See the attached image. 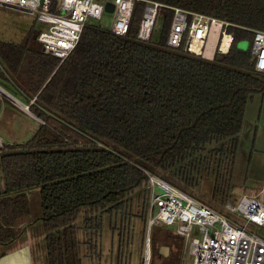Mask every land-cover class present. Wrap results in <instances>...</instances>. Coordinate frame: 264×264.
Masks as SVG:
<instances>
[{
    "label": "trees",
    "instance_id": "1",
    "mask_svg": "<svg viewBox=\"0 0 264 264\" xmlns=\"http://www.w3.org/2000/svg\"><path fill=\"white\" fill-rule=\"evenodd\" d=\"M156 1L233 23L228 51L208 59L169 47L168 6L158 37L153 29L140 41L143 1L135 3L126 35L87 21L61 62L30 45L32 30L19 42L0 40V78L34 97L29 109L43 121L27 141L0 145V244L17 238L14 226L29 212L25 190L38 186L46 264H79L74 220L83 208H124L134 187L147 183L139 159L168 169L206 151L234 154L245 105L264 89L251 50L252 29H264V0ZM218 30L213 24L206 54ZM241 39L247 49L237 46ZM227 138L230 145L219 148ZM145 229L146 220L144 240ZM182 245L170 228H151L150 256L160 255L161 264H177Z\"/></svg>",
    "mask_w": 264,
    "mask_h": 264
},
{
    "label": "rangeland",
    "instance_id": "2",
    "mask_svg": "<svg viewBox=\"0 0 264 264\" xmlns=\"http://www.w3.org/2000/svg\"><path fill=\"white\" fill-rule=\"evenodd\" d=\"M113 13L104 11L102 17L94 21L110 27ZM45 28L47 24L36 19L34 14L0 5V40L18 42L29 37L31 30L34 33ZM159 28L158 18L153 31L154 39L159 35ZM30 38V45L41 49V43L32 36ZM237 46L247 49L249 42L241 39ZM0 87L20 101H27L10 80L0 78ZM40 122L24 115L0 91L1 142L27 141L36 132ZM237 139L235 152L231 156H217L215 152L206 151L168 169L156 168L141 159L139 161L151 173L234 219L236 214L224 208L225 202L233 201L243 193H257L264 181V89L253 92L249 97ZM231 141V138H227L217 146L227 147ZM1 187L3 180L0 177ZM25 193L29 198V212L21 219V225L14 226L17 238L11 244H0V264H46L40 188L32 187L26 189ZM150 193L148 184L142 182L131 191L126 206L122 209L89 211L83 208L73 222L79 264H144L143 234ZM247 228L264 239V227L249 223ZM150 257L149 264L162 263L160 255L153 254ZM191 261L192 256L186 249L184 251L182 245L177 264H191Z\"/></svg>",
    "mask_w": 264,
    "mask_h": 264
},
{
    "label": "built area",
    "instance_id": "3",
    "mask_svg": "<svg viewBox=\"0 0 264 264\" xmlns=\"http://www.w3.org/2000/svg\"><path fill=\"white\" fill-rule=\"evenodd\" d=\"M109 1L114 4L109 29L116 34H127L135 3L143 1L136 34L140 41L150 38L162 7L168 6L172 10L166 37L169 47H182L187 53L211 59L217 52H227L232 44L233 32L229 26L233 23L229 21L156 0ZM106 2L0 0V5L34 14L36 19L46 23L47 28L36 32V39L41 43L43 52L56 56L61 62L77 45L87 21L102 17ZM213 24H219V30L212 54L208 56L205 50ZM252 32L253 69L264 74V29H252ZM2 90L0 87L5 96L18 103ZM142 169L151 190L144 240L148 251L146 249L144 253V264H149L150 231L153 226L168 227L180 236L184 251L186 249L192 256L191 264H264V239L247 228L249 223L264 227V181L257 193H243L237 199L225 202L224 208L236 214L233 219L149 170ZM156 188H159L158 191Z\"/></svg>",
    "mask_w": 264,
    "mask_h": 264
},
{
    "label": "crops",
    "instance_id": "4",
    "mask_svg": "<svg viewBox=\"0 0 264 264\" xmlns=\"http://www.w3.org/2000/svg\"><path fill=\"white\" fill-rule=\"evenodd\" d=\"M22 41V40H21ZM19 42V41H18ZM42 51V50H41ZM10 82L12 83V84H14L17 88H19V92H21L24 96H25V98L28 100V103H27V101L26 102H22V101H20L19 99H17L15 96H12L11 94H9L8 92V94L14 99V100H16L18 103H15V102H13L12 100V102L14 103V105L16 106V107H19V111H21L24 115H28V116H31V117H34V118H36V119H38L39 120V118H37L31 111H30V109H29V103H31V102H33L34 101V97L33 98H29L28 97V95L24 92V91H22L21 90V88L17 85V83L13 80H11L10 79ZM4 91V90H3ZM32 99H33V101H32ZM27 105H28V107H27ZM1 138V137H0ZM1 141H2V139H1ZM3 143V142H2ZM13 252V251H12ZM11 253V252H10ZM41 264H44V263H41Z\"/></svg>",
    "mask_w": 264,
    "mask_h": 264
},
{
    "label": "water",
    "instance_id": "5",
    "mask_svg": "<svg viewBox=\"0 0 264 264\" xmlns=\"http://www.w3.org/2000/svg\"><path fill=\"white\" fill-rule=\"evenodd\" d=\"M113 8H114V4L112 2L108 1L105 3V10L106 11L112 12ZM32 37H33V39H36V32L33 33ZM146 249H147V246L144 244V253L146 252ZM168 250H169L168 246H162L160 248V252L163 253L164 255L168 254ZM147 251H148V249H147ZM2 256H4V255H2ZM145 264H147V262H145Z\"/></svg>",
    "mask_w": 264,
    "mask_h": 264
},
{
    "label": "bare ground",
    "instance_id": "6",
    "mask_svg": "<svg viewBox=\"0 0 264 264\" xmlns=\"http://www.w3.org/2000/svg\"><path fill=\"white\" fill-rule=\"evenodd\" d=\"M214 28H215V26H214ZM210 37V36H209ZM209 41V40H208ZM207 45H208V43H207ZM207 47V46H206ZM3 91V90H2Z\"/></svg>",
    "mask_w": 264,
    "mask_h": 264
}]
</instances>
